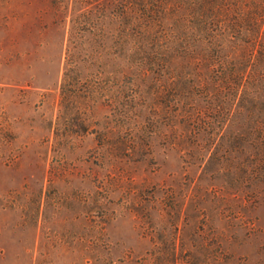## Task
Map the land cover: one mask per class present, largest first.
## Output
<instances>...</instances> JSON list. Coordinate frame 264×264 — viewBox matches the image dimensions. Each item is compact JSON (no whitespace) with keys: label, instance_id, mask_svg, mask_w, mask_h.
<instances>
[{"label":"rangeland","instance_id":"rangeland-1","mask_svg":"<svg viewBox=\"0 0 264 264\" xmlns=\"http://www.w3.org/2000/svg\"><path fill=\"white\" fill-rule=\"evenodd\" d=\"M191 4L0 0V264H264V83Z\"/></svg>","mask_w":264,"mask_h":264},{"label":"trees","instance_id":"trees-1","mask_svg":"<svg viewBox=\"0 0 264 264\" xmlns=\"http://www.w3.org/2000/svg\"><path fill=\"white\" fill-rule=\"evenodd\" d=\"M191 1V13L196 20L194 28L201 33V39L194 38L196 41L191 43L192 57L200 59L211 72L217 65L224 64V57H230V53L236 50L244 56L242 49L245 47L249 52L243 62H237L238 65L242 63V66H250L253 74H257L258 82L264 83V26L261 27L252 13L249 14L250 20H242L248 16V12L243 15L240 0ZM215 58L217 61H214ZM244 71L238 73L239 76H243ZM249 74L252 75V71Z\"/></svg>","mask_w":264,"mask_h":264}]
</instances>
